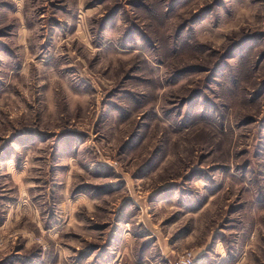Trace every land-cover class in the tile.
<instances>
[{
	"label": "rangeland",
	"instance_id": "obj_1",
	"mask_svg": "<svg viewBox=\"0 0 264 264\" xmlns=\"http://www.w3.org/2000/svg\"><path fill=\"white\" fill-rule=\"evenodd\" d=\"M264 264V0H0V264Z\"/></svg>",
	"mask_w": 264,
	"mask_h": 264
},
{
	"label": "built area",
	"instance_id": "obj_2",
	"mask_svg": "<svg viewBox=\"0 0 264 264\" xmlns=\"http://www.w3.org/2000/svg\"><path fill=\"white\" fill-rule=\"evenodd\" d=\"M193 258H194L193 253L187 251L182 254V256L179 258L176 264H192Z\"/></svg>",
	"mask_w": 264,
	"mask_h": 264
}]
</instances>
